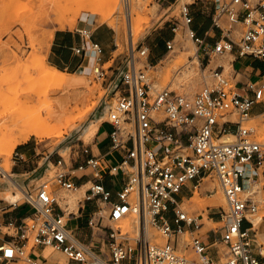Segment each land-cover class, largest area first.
Listing matches in <instances>:
<instances>
[{
  "label": "built area",
  "instance_id": "built-area-1",
  "mask_svg": "<svg viewBox=\"0 0 264 264\" xmlns=\"http://www.w3.org/2000/svg\"><path fill=\"white\" fill-rule=\"evenodd\" d=\"M120 1L122 6L129 3ZM180 15L188 26L192 16L187 3L181 4ZM212 25L219 29L220 36L207 53L209 59L221 58L233 50L238 55L264 58V0H220L212 14ZM235 27L239 28L237 36L233 35ZM176 29V25L172 27L174 32ZM77 33L81 44L71 50L78 54L88 47L95 56L94 74L105 77L103 64L99 62L101 47L92 39L91 30L84 27ZM188 33L197 46L198 56L203 40L189 27ZM165 46L172 50L173 39L167 40ZM145 52L146 49H141L139 55ZM133 58L134 55L127 61L128 68L117 79L110 78L106 85L110 93L118 92L115 101L105 105L108 151L122 150V157L111 165L104 155H91L68 166H64L60 156L52 158V176L22 191L23 201L32 211L12 228V239L0 244V263L22 258L29 264H44L45 256L30 250L35 246H51L66 255V264H187L174 244L152 243L146 235V225L150 222L165 235L184 232L189 225H193L190 232L196 230L200 224L180 210L176 196L187 182L208 176L216 179L227 204V210L220 214L219 238L227 253L221 264H264V254L260 249L255 251L256 241L251 234L252 216L264 210V196L256 199L252 190L245 192L241 181L246 164L264 162V143L252 139V130L241 125L252 104L264 100V88L252 89V97L240 96L234 90L232 75L224 74L222 64L208 66L209 60L205 64L199 60L201 86L193 95L178 93L167 86L150 92L148 79L143 70L136 69ZM122 66L123 63L119 67ZM119 84L123 85L121 92ZM157 113L163 116L157 118ZM229 113H235L238 121L236 130L230 133L234 140L226 142L220 137L229 132L225 127L218 128V124L220 120L224 123L223 118ZM83 150L86 152L87 147ZM87 172L92 179L86 198H95L102 204L88 218V224L91 228L100 225L108 230L106 250L100 247L96 251L75 238L67 227L65 214L55 209L59 204L52 186L75 190L73 178ZM104 173L125 175L114 202L101 182ZM4 174L0 167V175ZM105 206L111 222L129 212L136 214L137 235L102 225ZM187 245L199 256V262L191 264H217L208 253V244L198 235L192 236Z\"/></svg>",
  "mask_w": 264,
  "mask_h": 264
},
{
  "label": "rangeland",
  "instance_id": "rangeland-1",
  "mask_svg": "<svg viewBox=\"0 0 264 264\" xmlns=\"http://www.w3.org/2000/svg\"><path fill=\"white\" fill-rule=\"evenodd\" d=\"M102 1L104 2V0H0V140L2 141L1 137H4L5 139L3 138V142L7 141L6 139L10 135L5 131V127L7 124L9 125L11 122L17 121L18 119L14 120L13 117L18 115L22 116V114L24 115L26 112L31 114L35 112L40 113L41 117H44L47 114L45 110L46 107L52 103L51 99L64 96L65 94L64 86H56L52 83L43 82V80L38 77V73H34L37 72L36 69L38 70L42 67L44 62L52 64L48 57V51L52 42V39L49 40V32L52 31L54 33L56 30H60L64 33L76 35L77 30L81 28L87 27L92 30L96 26L101 25L106 31L114 34L115 37V44L112 47V49H115L112 52L114 60L105 62L102 65L105 77H98L94 74L93 67L95 65V56L92 54L86 55L84 60L83 54L79 56L82 64H80V67H88V70L83 73H75V71L80 68L79 66L76 68H65L61 64L57 66L65 72L67 77L85 80L87 86H84L83 95L79 98L81 103L78 100L76 101L77 103L74 102L73 104V101H70V103L68 102L65 105L62 115L63 117L66 116L64 117L66 124L63 123L64 118L62 115L61 117L63 119L60 117V120L53 122V125L50 124L51 130L53 127L55 132H59L58 134L54 135L53 132L39 139L31 135L26 140L33 148H36L39 153L41 151L50 152L45 162L42 163V166L46 164V168L41 174L42 178L38 179L36 184L52 176L54 170L51 166L52 157L56 158L60 156L64 166L69 165L67 142L78 135H81L84 142H87L91 136L83 137L82 135V130L86 124L95 119H99L98 127L106 123L104 121L106 119L105 105L115 101L118 94V92L110 93L106 85L110 78L117 79L123 69L128 68L126 63L132 59L133 55L137 59L138 56L143 57L142 62L137 60L135 65L136 69L140 68L144 71L150 84V92L160 90L167 86L178 93H185L191 96L201 86L200 66L195 62H189L193 60V56L191 57L190 54L185 55L183 53L189 48L194 51L196 44L189 38L188 26L180 15L181 4L187 3L189 9V6H194L197 4L196 2L201 0H177L169 8H166L167 0L163 2H156L155 0H129L126 6H122L120 0L109 3H103ZM94 8L97 9L95 12L93 11ZM130 9L132 10V18L136 19V25L134 27L132 26L131 29L126 26L125 21V16ZM135 11L139 13V17L136 16ZM65 12H67V14ZM102 15L106 16L105 19L101 18ZM69 16L73 18L70 19ZM63 17L64 19L68 17L69 20L74 19V24L69 25V23H64L63 28H59L57 23L58 20L56 19ZM68 18L66 20H68ZM133 21L134 19H132V22ZM223 24L227 26L229 22ZM175 25L177 29L174 32L172 26ZM238 29H236V27L234 28V36L239 34ZM165 39H173L172 50L169 51L166 48L163 50L165 43L161 44L160 41ZM146 47H148L149 51L144 55H139V51ZM146 55H148V57H146L147 60L144 58ZM151 55L155 58L157 57L156 61L153 63H150L152 60L150 58ZM229 59L230 56L225 53L221 58L216 59L214 61L215 63H212L211 66L222 64L224 66V74L230 75ZM122 63L123 66L119 67ZM202 63L204 64V61ZM185 66L191 67L194 70V75L189 78L181 79L179 75ZM107 76H110V78H107ZM118 89L121 92L123 90V85L119 84ZM156 115L157 118L163 116L161 113H157ZM229 119L235 121L237 120V115L232 114L229 116ZM61 123H63V126ZM58 124L61 126L58 127ZM241 125L245 128L253 129L254 133L251 138L264 143V116L257 121H242ZM55 126L58 128H55ZM51 134L52 137H50ZM233 140L234 137H232L230 141ZM5 143L7 144L8 142ZM5 143H0V147H4L6 145ZM16 146L13 148L10 156H7L3 150L0 151V167L3 170L5 169V174L4 176L0 175V180L7 185L3 196L5 197L8 193H16L14 200L21 201L23 195L20 192H15L17 190L15 187L13 188L14 185L11 184L7 176H5L9 174L13 180L16 179L15 174H12ZM88 185L89 183L80 188L77 193L76 189L67 191L61 188L55 189L54 186H52V189L60 205L66 208L67 211L76 209L78 204L77 200L84 196ZM193 185H196L197 197L195 199L193 198L194 201H192V199L191 201H186L193 193ZM188 186L190 188L189 196L183 198V200H178V198L183 195L184 189H181L179 193H177L176 197L179 208L188 218H195L197 223H201V227L192 232H190L192 229L188 230L186 228L187 230H184L186 231L185 233L181 234L182 232H179L181 235H165L159 228L148 222L145 231L146 235L148 230V234H153L162 240L161 242L147 235L149 240L154 244L163 245L167 241L174 244L177 252L187 259V264H191L192 261L199 262V256L187 245L192 236L198 235L203 241L207 242L209 246H212L215 242L213 246H216L217 252L219 249V256L215 261L217 264H221L226 260V258L222 257H225L227 254L226 246L219 238V227L222 225L220 214L227 210L223 192L218 182L213 177L200 178L198 181L191 182ZM247 190L255 192L253 195L256 199L264 196V191L261 189V182H252L248 189H244L245 192ZM216 192H219V194L223 196L224 204H216L213 205L215 206L213 207L209 205L208 201L215 199ZM104 209V224H109L113 228L119 227L122 232H127L130 236L135 237L137 235L138 217L136 214L129 212L120 220L111 222L106 217L109 210L108 207L105 206ZM212 211L216 212L214 213L215 215H212ZM211 216L219 217L211 218ZM262 216H264V210L260 209L252 218L253 220H255V218L258 220L259 217L264 218ZM171 217L172 216H170V218ZM258 227H256V231ZM105 230L107 236L105 238L106 241L108 238V230ZM1 231L3 233H13L12 227L6 228L2 226ZM257 238L259 241H262L259 237ZM185 243V248H183ZM30 245L31 241H29L25 247L26 253H28ZM255 246L256 249L260 246L264 247V241H262L261 245L256 244ZM46 247L50 248L51 253L54 255L53 258L56 261L59 262L62 260V263H59H67V257L62 251L53 249L50 246ZM106 249L107 246L105 247V250ZM6 264L29 263L22 258H18Z\"/></svg>",
  "mask_w": 264,
  "mask_h": 264
},
{
  "label": "crops",
  "instance_id": "crops-1",
  "mask_svg": "<svg viewBox=\"0 0 264 264\" xmlns=\"http://www.w3.org/2000/svg\"><path fill=\"white\" fill-rule=\"evenodd\" d=\"M177 0H167L166 8H169L173 5ZM193 1V0H192ZM220 0H201L196 2L197 4L194 6H189L190 13L192 16V21L188 24V27L191 28L195 34L202 38L203 42L199 46V54L198 58L201 63L204 61V64L209 60L208 66H211L212 63L216 59H209L207 53L213 47L214 42L220 36L219 29L212 25V14L217 6V3ZM163 2V1H162ZM173 27V26H172ZM92 39L95 40L101 47V52L99 55V62L104 64L108 61H113L114 57L112 56V52L115 49H112L115 44L114 34H111L109 31H106L104 27L101 25L96 26L91 30ZM167 40H161V44L165 43ZM81 44V37L74 34L64 33L60 30H56L52 36V42L48 51V57L51 60V63L55 66L59 64L63 65L65 68H76L80 67L81 61L80 57L83 54V60L86 55L93 54L92 51L87 47L84 52L75 54L71 48L79 46ZM166 46H164L163 50H165ZM147 53L149 51L148 47L145 48ZM167 49V48H166ZM230 56V73L232 75V82L234 85V90L243 97H252L254 89L257 86H261L264 88V58H256L249 55H238L236 50L232 52L226 53ZM148 55L144 56L147 60ZM152 59L150 63L156 61L157 57L150 56ZM159 58V57H158ZM143 57L138 56V59L133 58L134 63L138 60L142 62ZM203 64V63H202ZM88 70V67H83L82 72ZM110 76H107V78ZM235 113L227 114L223 119L226 121L222 123L220 120L218 124V128L225 127L227 132L233 133L237 127L238 120H230L229 116ZM262 116H264V100L260 102H255L252 104L248 116L245 120H259ZM242 123V121H241ZM108 130L109 126L107 123L104 125H100L94 132V134L90 137L87 142H84L81 135L73 137L68 144V161L69 165H76L83 162L87 157L91 155H104V159L111 165H114L117 160H119L122 155V150H109L108 151ZM252 133H254V130ZM87 147V151L84 152L83 148ZM50 152L41 151L40 153L33 148L28 141H25L16 146V151L14 152V160L12 165V174H15L16 179H14L16 185L20 190H26L32 184H36V181L42 178V172L46 168V164L42 166V163L45 162L46 158ZM53 158V157H52ZM91 173L87 172L82 175H78L73 178L74 184L76 186V193L80 188L84 187L87 183L91 181ZM125 175L119 173L118 175H110L108 173H104L101 182L104 186L110 191V200L116 201V192L121 187V185L125 181ZM242 185L245 188H249L252 182H261V189L264 191V162L261 165H256L254 161L250 162V164H246L243 168V176L241 178ZM7 185L5 182L0 180V244L3 242L12 239L13 233H3L1 231L2 226L6 228H14L17 224L21 222L25 217H27L31 213V207L26 204L23 199L21 201H10L3 197L5 189ZM80 187V188H79ZM79 188V189H78ZM181 189H184L183 195H181L178 200H183V198L189 196L190 188L188 185L183 186ZM180 189V190H181ZM179 190V191H180ZM179 193V192H178ZM78 204L75 210H67L63 208L58 202L59 206H56L55 209L58 212H63L66 218L67 227L72 231V234L79 241L87 244L94 250H98L100 247L105 248L107 243L105 241L106 230L100 225L91 228L88 224V218L92 216L96 212L99 206H101V202L96 200L95 198L88 199L86 198V193L82 198H78ZM68 212H70L68 214ZM214 211H212V215H215ZM171 214V212H170ZM169 214V218L170 215ZM217 218L219 216H211V218ZM171 219V218H170ZM104 218L101 221L102 225ZM171 221V220H170ZM172 222V221H171ZM260 224V225H259ZM259 225V227H258ZM258 227L256 231V227H252L251 234L255 236V245H261L262 241H264V220L260 219ZM201 227V223L198 228ZM188 230L193 229V225L187 226ZM209 237V235H208ZM259 237L258 241L256 238ZM207 243V242H206ZM208 244V243H207ZM215 242L213 243V245ZM208 245V253L214 260H216L219 256L216 251V246ZM254 245V246H255ZM211 247V248H210ZM260 250H264V247L260 246ZM255 246V251L257 250ZM44 248L40 246H35L30 250V253H34L37 255L43 254ZM257 252V251H256ZM45 256V255H44ZM259 257L261 255L258 254ZM44 264H61L58 263L54 258H47ZM2 264V263H0ZM6 264V263H4Z\"/></svg>",
  "mask_w": 264,
  "mask_h": 264
},
{
  "label": "bare ground",
  "instance_id": "bare-ground-1",
  "mask_svg": "<svg viewBox=\"0 0 264 264\" xmlns=\"http://www.w3.org/2000/svg\"><path fill=\"white\" fill-rule=\"evenodd\" d=\"M115 1H117V0H104V2L103 3H109V2H115ZM131 5V4H130ZM97 9L96 8H94V12L96 11ZM60 12V11H59ZM66 14H67V12H65ZM135 13H136V16H138V12H136L135 11ZM71 15V14H70ZM62 16V15H61ZM68 16V15H67ZM58 17H60V16H58ZM65 17V16H64ZM64 17L63 18H57L56 20H58L57 21V23H58V25H59V28H63V26H64V23H69V25H73L74 24V22H75V20L73 19V20H69V18L70 19H72L73 17H70L69 16V18H68V20H66V19H64ZM105 15H102L101 16V18L102 19H105ZM126 18H125V21H126V26L127 27H129V29H131L132 28V26L134 27L135 25H136V19L135 18H132V10L130 9V11L127 13V15L125 16ZM139 17V16H138ZM132 19H134V21L132 22ZM66 25V24H65ZM189 35V34H188ZM48 36H49V40L50 39H52V36H53V32L51 31V32H49V34H48ZM190 38V37H189ZM130 43H131V41H130ZM132 44V43H131ZM132 46V45H131ZM192 47V46H191ZM132 49V48H131ZM185 50V49H184ZM196 50H197V46L195 47V50L193 51V50H190V48L189 49H187V50H185L183 53L186 55V54H190L191 55V57L193 56V60H190L189 62H191V63H193V62H195V63H199V58H198V56H197V54H196ZM184 54H183V56H184ZM182 56V55H181ZM185 58V57H184ZM188 59V58H187ZM172 62H174V61H172ZM187 62H188V60H187ZM169 64V63H168ZM82 65V64H81ZM40 67V66H39ZM186 67V66H185ZM183 67L184 69L182 70V72H181V74L179 75L180 76V78L182 79H185V78H189L190 76H192V75H194V70L191 68V67ZM82 68L83 67H80L77 71H75V73H77V74H80V73H83L82 72ZM166 69V68H165ZM167 70V69H166ZM36 71L37 72H34V73H38V77H40V79L41 80H43V82L45 81V82H47V83H52V84H54V85H60V86H64L65 87V91H64V96H61V97H58V98H53V99H51V104L50 105H48L47 107H46V116H44V117H41V114L40 113H33V114H31V113H29V112H26V114L24 113V115L22 114V116H15V117H13L14 118V120L15 119H17V121H13V122H11L9 125L7 124V126H6V124H5V131L6 132H8L10 135H9V137L6 139L7 141H5V142H8L7 144L5 143V142H3V140L5 139L4 137H1L2 138V141L0 140V143L1 144H3V143H5L4 145V147H0V151L1 150H3V152H5V154L7 155V156H10L11 155V153H12V150H13V148L16 146V145H18V144H21V143H23V142H25L28 138H29V136H31V135H33V136H35V137H38V139L40 138V137H44V136H47L48 134H50V133H53L54 132V135H56V134H58L57 133V131L55 132V130L53 129V127H52V130H51V127H50V124H52L53 125V122H57L58 120H60V117H61V115H62V113H63V111H64V107H65V105L69 102L70 103V101H73V104H74V102H76V101H78L79 100V98L83 95V92H84V90H83V88H84V86H87L85 83V80H83V79H73V78H70V77H67L66 75H65V72L64 71H62L61 69H59L57 66H55V65H53V64H50V63H46V62H44L43 63V65H42V67L41 68H39L38 70L36 69ZM37 76V75H36ZM79 76V75H78ZM80 78V77H79ZM174 79V78H173ZM179 79V78H178ZM180 79V80H181ZM176 80V79H175ZM186 81V80H185ZM184 81V82H185ZM86 88V87H85ZM70 90V91H69ZM86 91V90H85ZM86 93V92H85ZM88 96V95H87ZM82 99H83V97H82ZM88 100V99H87ZM79 102H80V100H79ZM77 103V102H76ZM81 103V102H80ZM44 106V105H43ZM46 106V105H45ZM40 108V107H39ZM69 110V109H68ZM68 110H67V112H68ZM41 111V110H40ZM43 111H44V108H43ZM38 112V111H37ZM29 113V114H28ZM42 115H44V114H42ZM62 117H63V115H62ZM61 117V119H63L64 117H66V116H64L63 118ZM13 120V119H12ZM64 121H63V123H65V118L63 119ZM102 120V119H101ZM68 121V120H67ZM70 121V120H69ZM98 122H99V119H95V120H92V121H90L88 124H86L85 126H84V128H83V130H82V135H83V137L85 136V137H88V136H92L93 134H94V132H95V130H96V128H97V125H98ZM63 123H61V125L63 124ZM66 124V123H65ZM61 125H59L58 124V127L59 126H61ZM63 126V125H62ZM67 126V125H66ZM3 127V126H2ZM57 126H55V128H58ZM70 127V126H69ZM72 127V126H71ZM3 129V128H2ZM60 129H61V127H60ZM60 129H59V131H60ZM54 130V131H53ZM1 132V131H0ZM2 133H3V131H2ZM0 136H1V134H0ZM50 137H52V134H51V136ZM233 137V135L232 134H223L221 137H220V140L221 141H230L231 140V138ZM4 138V139H3ZM2 148V149H1ZM64 151V150H63ZM5 156V155H4ZM5 166H6V164H5ZM4 166V168H6ZM5 170V169H4ZM6 170H7V168H6ZM5 176H7V178H8V181H10V183L11 184H13L14 186H13V188L15 187V189L17 190V191H15V192H20L21 194H22V190H20L19 188H18V186L16 185V183H15V181L13 180V178L9 175V174H6ZM204 177H208V176H204ZM204 177H202V178H204ZM212 182V181H211ZM191 182H187V185L188 184H190ZM80 188V187H79ZM78 188V189H79ZM244 189H248V187L247 188H245L244 187ZM80 190V189H79ZM82 191V190H81ZM9 192V191H8ZM82 193V192H81ZM6 194V193H5ZM8 195V196H7ZM16 195V193L14 194V193H11V194H6L5 195V197H6V199H8V200H10V201H14V198L16 197L15 196ZM4 197V196H3ZM197 197V190H196V185H193V193H192V195H190L189 197H188V199L186 200V201H188V200H190L191 201V199H192V201H194L193 200V198L195 199ZM64 200V199H63ZM196 201V200H195ZM200 201V200H199ZM197 202V201H196ZM209 202V205H216V204H224V198H223V196L222 195H220L219 194V192H216V196H215V199H213V200H210V201H208ZM188 203V202H187ZM192 203H195V202H192ZM195 205V204H194ZM213 207H215V206H213ZM260 219H264V218H261V217H259V219L258 220H256V218H255V220H253V218L251 219L252 220V222H253V228H255L256 226L255 225H258V223H259V221H260ZM186 231H184V232H182L181 234H183V233H185ZM150 233V232H149ZM181 234H179V235H181ZM147 235L149 236V237H153L155 240H158V241H161L162 242V240L159 238V237H157V236H154L153 234H148V230H147ZM258 241H259V239L258 238H256ZM179 241V240H178ZM185 245H186V243L184 244V247L183 248H185ZM51 247V246H50ZM261 251V254H264V250H260ZM43 254L47 257V258H53L54 257V255H53V253H51V250H50V248H47V247H45L44 248V250H43ZM220 257H222V256H220ZM222 258H226V257H222ZM62 261V260H61ZM61 261H59V262H61ZM62 263V262H61Z\"/></svg>",
  "mask_w": 264,
  "mask_h": 264
}]
</instances>
